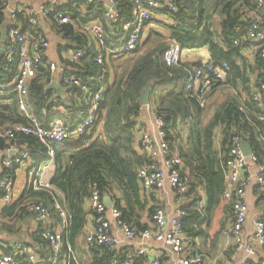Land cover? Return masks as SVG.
I'll return each instance as SVG.
<instances>
[{
    "label": "trees",
    "instance_id": "trees-1",
    "mask_svg": "<svg viewBox=\"0 0 264 264\" xmlns=\"http://www.w3.org/2000/svg\"><path fill=\"white\" fill-rule=\"evenodd\" d=\"M103 1L66 0L58 9L72 12L73 4L82 6L84 11L73 14L72 18L87 25L100 19L104 11ZM114 1L119 11V21L131 19L133 1ZM182 3L183 0L177 1L178 11L172 15L174 25L167 26L165 34L157 33L154 37H147L132 53L133 63L129 70L119 77L115 70L112 72L113 77L110 76L111 59L101 66L94 62L91 43L86 56L76 64H70L66 60L61 62L70 68L71 75L88 90L96 91L98 81L104 85L98 103L99 121L75 142L50 144L55 153V171L50 184L62 193L63 206L71 216L67 240L73 247L86 224L85 205L93 185L102 196L108 195L113 199L114 190L119 192L120 198L116 199L115 206L121 211L124 221L137 233L147 228L146 224L140 223L141 216L146 215L151 221L157 209L147 203L144 189L136 177L138 167L146 161L135 150L134 130L141 110L138 100L147 86L152 87L150 102L155 106L156 114L163 119L167 130L172 129L177 136L178 125L188 123L186 143L177 150L189 184L187 194L192 195L196 193L197 186H203L207 199V207L203 211L198 206L197 195H194L193 203L181 209L185 212L182 222L184 232L192 240L198 236L201 223L216 216L219 208L225 216L232 217V203L226 202L223 197V166L230 137L239 134L249 143L258 162L264 164V102H253L245 87L249 75L258 74L264 80V59L257 58L251 64L232 46V40L237 37L235 28L246 27L249 22L246 14L255 12L256 8L245 0H192L189 9L183 7ZM216 16L218 21H215ZM19 23L23 31L31 32L23 16H19ZM50 26L65 43L61 46L63 51L73 53L83 49L89 41L85 33H79L70 24L59 25L52 20ZM6 28L7 19L0 6V46L4 43ZM106 35L108 38L111 34L106 30ZM166 39L174 40L183 50V58L177 65L168 66L163 61V54L168 48ZM74 45L76 48H73ZM201 51L207 53L213 65L223 62L229 65L230 72L223 84L240 88L238 93L245 91L247 101L243 105L238 98L228 96L220 105H215L210 113V104L203 109L186 92L189 72L198 67L200 61L189 62L188 56ZM13 67H9L0 54V80L10 79L11 69L15 72ZM50 79L51 72L45 64L29 84V101L37 122L47 127L52 118L60 119L71 128L82 123L87 116L88 107L82 98L81 89L73 86L67 89L66 97L59 98L58 101V106L64 109L65 114L62 111H57L51 117L43 114V111L51 108L48 105L51 91L43 95ZM26 123L25 117L17 109L14 95L0 99V130ZM217 131L221 136L220 150L215 145ZM174 136V133L167 132V142L172 144ZM13 143L28 145L37 165L48 158L47 147L33 136L16 133ZM6 146L4 141L0 142V150ZM28 195L43 201L45 205L51 202V197L46 192H30ZM22 201L23 198L11 204L9 209L2 212V216L13 217L14 221L27 216ZM261 219L264 223V214ZM38 240L37 238L36 241ZM2 250L8 251L6 248ZM90 254L92 259L88 264H107L114 256L112 250L104 247L93 249Z\"/></svg>",
    "mask_w": 264,
    "mask_h": 264
},
{
    "label": "built area",
    "instance_id": "built-area-1",
    "mask_svg": "<svg viewBox=\"0 0 264 264\" xmlns=\"http://www.w3.org/2000/svg\"><path fill=\"white\" fill-rule=\"evenodd\" d=\"M132 1L134 8L131 19L120 22L116 2L104 0V11L100 19L86 25L72 18L73 14L84 11L82 6L73 4L72 12L58 9L66 0H51L37 6L31 4L11 6L9 0H0V6L7 19V30L0 51L2 50L5 63L9 67H15V72L12 69L10 71L12 74L10 79L0 80V99L14 95L17 109L27 121L26 124H15L0 130V142L4 141L7 145L1 161L4 172L0 177V210L12 204L16 184L15 175L25 164L28 165L25 191L46 192L51 197L50 206L33 198L24 203L25 214L31 217L36 226L35 232L39 240L33 248L23 242H15L6 248L8 251L0 250V264H71V262L80 264L75 247L67 240L71 216L63 206L64 197L50 184V179L44 177V172L51 166L55 168V153L50 147L52 142H75L99 121L98 103L104 85L98 81L96 91L88 90L71 75V70L66 64L58 65L46 61L44 55L50 43L47 36L36 30L38 23L42 21L50 25V22L54 20L59 25L70 24L79 33H85L89 38L86 46L70 53L65 60L70 64H76L79 59L86 56L87 48L92 44L93 60L101 66L113 58L130 57L137 47L144 43L149 36V30L154 26L167 30V26L174 25L172 15L178 11V0ZM245 1L254 5L256 10L264 5V0ZM19 16L25 18L31 32L23 31ZM106 30L111 34L108 38ZM235 33L237 37L232 40V46L241 56L251 64L257 58L264 59V18L249 21L246 27H236ZM167 44L168 48L163 54V61L168 66L177 65L183 58V50L174 40L167 41ZM45 64L51 72L50 82L43 90V95L51 91L48 99V105H51V108L43 111L46 117L56 114L59 107V98L54 95L55 90L48 88L51 84H59L66 90L72 86L81 89L88 113L82 123L73 128L67 127L60 119L54 118L47 127H43L34 117L33 106L28 95L29 84ZM229 72L230 68L226 62L213 65L209 59L200 60L198 67L189 72L185 90L201 108L205 109L218 86L225 83ZM247 87L253 102L262 104L264 102L263 77L255 75L253 79L247 81ZM144 107L154 130L152 133L141 132L140 134L138 152L147 159L136 171L137 180L146 191L161 192L168 185L179 196L186 195L189 184L185 177L183 162L177 152L179 148L184 147L186 137L182 140L179 137V131L176 136L175 131L167 130L163 119L156 114L155 106L151 102ZM167 132L175 134L172 144L166 140ZM16 133L33 136L42 142L48 149L47 160L37 165L31 157V149L28 145L13 143ZM243 141L245 139L239 134H233L229 139L225 155L223 197L232 203L233 221L224 235L233 237L236 249L243 250L249 256L253 253L252 247H245L239 240L247 219L245 192L251 181H255L258 187L264 188V164H260L253 153L244 155ZM158 159L161 161L160 164L156 162ZM249 163L256 164L258 168L256 174H248ZM85 208L86 224L82 228L80 238L86 252L100 247L111 250L114 245L119 244V241L111 236V227L115 224L121 230L123 241L126 243H132L137 237L142 241L153 239L168 253L176 256L178 264H204L202 254L187 252L192 239L184 232L182 222L185 212L182 210L169 218L164 210L158 207L151 217L153 228L137 233L129 223L124 221L121 211L115 204L106 206L103 203V196L95 185L89 191ZM254 227L255 232L251 242L264 245V223L261 217L254 222ZM137 257L142 258L143 264H161L158 257L147 258V250L144 247L135 254L127 252L121 257L113 256L107 264H136ZM241 264L246 262L242 261Z\"/></svg>",
    "mask_w": 264,
    "mask_h": 264
},
{
    "label": "crops",
    "instance_id": "crops-1",
    "mask_svg": "<svg viewBox=\"0 0 264 264\" xmlns=\"http://www.w3.org/2000/svg\"><path fill=\"white\" fill-rule=\"evenodd\" d=\"M11 6L15 5H39L42 3L50 2L51 0H9ZM258 10L255 12H249L246 14V18L249 21L252 20H259L262 19L257 15ZM39 33H43L47 36V39L50 43L49 48L45 52V58L48 62H54L58 65L62 64V60L66 58V51H63L61 46L65 44L61 39V36L57 33H54L51 29V26L45 22H39L38 27L36 28ZM167 30H161L160 27H153L149 30V36L154 37L157 33L158 34H165ZM167 40V39H166ZM169 41V40H167ZM152 45V44H151ZM150 45V46H151ZM145 50V47H144ZM131 57V56H130ZM136 57V56H135ZM189 62L193 60H204L208 59L207 53L205 51H201L198 54L193 56H188ZM126 58H129L128 56ZM120 61L111 60V64L113 65L114 69H110V76H112V72L118 70V64ZM118 65V66H117ZM255 75H249L246 80L245 87L250 92L249 88L247 87V81L253 79ZM224 84H220L216 89L213 96L208 101V104H212V101H216L218 96L221 94V91L224 92V98L219 99L216 105H220L228 96H234L238 98L240 103L243 105L245 101H247V95L245 91H241L237 94H230L232 92L227 86L224 89L222 86ZM226 86V85H224ZM222 87V88H221ZM229 87V88H228ZM239 87V86H238ZM223 89V90H222ZM240 89V88H238ZM225 90V91H224ZM61 91H54V95L60 99L65 98V93H62L61 98ZM208 106V105H207ZM58 112H63L64 109L58 107ZM64 113V112H63ZM212 113V111H210ZM65 114V113H64ZM187 129L188 123L185 125H178L177 130L179 131V137L182 140L187 137ZM154 130L152 121L149 119V115L145 107H142L140 113L136 119V125L134 130L135 135V150L138 152V141L140 138L141 132L145 133H152ZM220 143H221V136L219 131H217V136L215 140L216 149L220 150ZM183 148V147H182ZM139 153V152H138ZM141 155V153H139ZM144 156V155H142ZM4 157V149L0 150V177L2 175L3 168L1 166V161ZM145 159H147L144 156ZM157 164H160V160L158 159ZM28 165L25 164L21 168L18 169L16 172V184L14 189L13 195V203H16L21 198H23L22 203L24 204L27 200L31 198L27 195L29 192L25 191L27 185V178H26V169ZM55 168L53 166L49 167L48 170L44 172V177L47 179H51L52 175L54 174ZM258 171L256 164L249 163V175H254ZM196 193L194 194H186L179 196L175 191L169 188L168 185L161 192L155 191H146L143 190V194L147 203L150 206H154L156 208L160 207L164 210L166 215L169 218H172L176 212L181 211L182 208L190 205L194 201V195L199 197L198 206L202 208L207 207V199L205 198V192L203 186L196 187ZM111 198V196H110ZM114 198L113 203L115 204L116 199L120 198V194L117 190H114ZM225 200V199H224ZM226 201V200H225ZM230 202V201H226ZM245 202L247 205V219L242 227V231L240 233V242L242 245L251 246L252 247V255L247 256L243 250H237L235 241L233 237H227L224 235V232L227 231L233 221V216H225L224 213H221V209L219 208L218 213L214 217L208 218L205 222L201 223L200 230L198 236L194 237L189 243L187 252L189 254L199 253L203 255L204 264H241L242 261H245L246 264H264V245L251 242V238L254 236L255 227L254 222L264 214V188H260L257 186L255 181H251L248 188L245 192ZM11 205L5 206L0 210V250L10 247L15 242H23L25 245L33 248L34 245L37 243V234H36V226L34 225L31 217L24 216L20 220H13V217H4L2 216V212L5 209H9ZM201 206V207H200ZM86 210V208H85ZM204 218V217H203ZM140 223L146 224L147 228L145 230H149L153 228L152 221L146 216L143 215L140 218ZM203 221V219L201 220ZM82 233V232H81ZM84 229H83V236H84ZM111 236L114 239L119 241V244H116L111 249L114 253V256L121 257L124 253H136L141 247L146 248L147 250V258L158 257L161 264H178L176 259L177 257L171 255L166 250H164L159 243L154 241L153 239H149L147 241H142L139 237H137L132 243H126L123 241L122 232L121 230L115 225L112 224L111 227ZM81 236L78 238V244H75V251L77 252V258L83 255V264H88L92 256L90 252H86L84 250V246L81 245ZM80 239V241H79ZM83 248V249H82ZM78 258V261H79ZM80 263V262H79ZM136 264H143L142 258L136 259Z\"/></svg>",
    "mask_w": 264,
    "mask_h": 264
},
{
    "label": "water",
    "instance_id": "water-1",
    "mask_svg": "<svg viewBox=\"0 0 264 264\" xmlns=\"http://www.w3.org/2000/svg\"><path fill=\"white\" fill-rule=\"evenodd\" d=\"M182 5H183V7L189 9L192 6V0H183ZM257 15L260 18H264V5L258 10ZM0 54H2V50L0 51ZM48 88L51 90L61 91L62 93L67 91L65 88H62L59 84H55V83L51 84ZM151 88H152L151 86H147L145 88L144 92L142 93V95L140 96V98L138 100V104L141 107H144L150 103ZM62 93H61V98H64V97H62ZM242 150H243L244 155H246V156L252 154V149H251V147L247 141L242 142ZM9 157H11V155H9ZM103 203L106 206H113L114 205L112 199L108 195L103 196Z\"/></svg>",
    "mask_w": 264,
    "mask_h": 264
},
{
    "label": "rangeland",
    "instance_id": "rangeland-1",
    "mask_svg": "<svg viewBox=\"0 0 264 264\" xmlns=\"http://www.w3.org/2000/svg\"><path fill=\"white\" fill-rule=\"evenodd\" d=\"M83 8V7H82ZM215 21H218V16H216L215 17ZM70 44V43H69ZM73 48H76V45H74V47ZM66 54V57H69L70 56V53L69 52H66L65 53ZM112 61L113 60H117V61H120V63L117 65L118 66V70H117V75H118V77L120 76V75H122L123 73H125L126 71H128L129 70V68L131 67V64L133 63L132 62V60H131V57H129V58H113V59H111ZM109 68L110 69H114V67H113V65L111 64V62H110V64H109ZM224 89H226V87L227 86H222ZM221 87V88H222ZM229 88V87H228ZM232 92H229L228 93V95H230V94H237L238 93V89H236V88H234V87H232V86H230V88H229ZM223 90V89H222ZM225 91V90H224ZM224 96V92H222L221 91V94L218 96V99L216 100V101H212V105H210L211 107H212V109H211V111H213L214 109H215V105H216V103L219 101V99H221V98H224L223 97ZM70 115H72V114H69V116ZM63 124H65L64 122H63V120H60ZM49 206L51 205V202L48 204ZM79 262H82L83 263V256H81L80 258H79Z\"/></svg>",
    "mask_w": 264,
    "mask_h": 264
}]
</instances>
